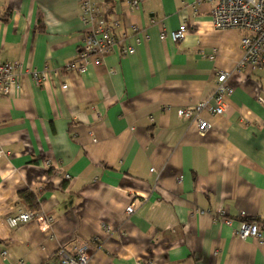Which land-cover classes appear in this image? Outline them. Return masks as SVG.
I'll list each match as a JSON object with an SVG mask.
<instances>
[{
	"label": "crops",
	"instance_id": "0c3cea01",
	"mask_svg": "<svg viewBox=\"0 0 264 264\" xmlns=\"http://www.w3.org/2000/svg\"><path fill=\"white\" fill-rule=\"evenodd\" d=\"M92 1L118 44L78 74L79 0H0V63L21 84L0 97V264H59L80 243L90 264H264V242L234 232L242 214L264 230V69L241 66L245 32L217 29L210 2ZM182 23L185 40L161 39ZM47 67L58 76L37 86L29 69ZM220 72L234 94L201 134L178 111L211 103ZM25 191L49 228L9 226Z\"/></svg>",
	"mask_w": 264,
	"mask_h": 264
},
{
	"label": "built area",
	"instance_id": "2783aa9c",
	"mask_svg": "<svg viewBox=\"0 0 264 264\" xmlns=\"http://www.w3.org/2000/svg\"><path fill=\"white\" fill-rule=\"evenodd\" d=\"M147 0H128L132 11L140 10ZM210 2L214 4L212 9V22L217 29H238L245 32L241 38V46L244 50V57L241 66H251L256 69H264V0H198V4ZM82 10V18L87 28L83 43L78 50L76 59L67 65L68 73L84 74L87 71L91 60L96 59L101 62L106 56L111 54L118 41L114 34V27L118 23L110 24L100 7L92 0H79ZM188 25L182 23L177 30L163 31L162 40L170 39L173 43H180L188 35ZM139 43L140 39L137 38ZM135 51L134 47H124L122 54ZM16 66L10 62L0 63V97L8 96L12 89H21L20 79L16 72ZM58 70L45 68L42 71L29 69V75L37 86H42L52 77L58 76ZM230 73L220 72L217 76L212 102H198L181 108L178 114L186 120H193L198 131L205 134L211 129V123L203 117L204 112L210 115H222L226 111L227 101L234 94V88L229 85ZM68 88L67 84L62 86L63 90ZM3 151L0 149V156ZM128 214L134 213V207L127 208ZM242 220L234 228L235 234L241 240H256L264 242V230L257 222L245 219V214L241 215ZM219 222L232 226L233 220L226 214L225 209H221L217 216ZM36 221L39 226L46 229L53 223V219L47 217L42 210L21 211L17 215L8 219V224L12 228L19 227L28 222ZM7 251H2L6 255ZM59 264H90L91 253L87 243H80L74 253L68 254L64 251L58 253Z\"/></svg>",
	"mask_w": 264,
	"mask_h": 264
},
{
	"label": "trees",
	"instance_id": "16d2710c",
	"mask_svg": "<svg viewBox=\"0 0 264 264\" xmlns=\"http://www.w3.org/2000/svg\"><path fill=\"white\" fill-rule=\"evenodd\" d=\"M10 16V13L8 14ZM7 21V20H5ZM49 177L52 176V173L48 174ZM52 189V184H48L45 188V191ZM20 200L22 204L26 207L27 211H37L42 208L44 200L41 199L40 195H36L33 192L25 191L20 194ZM252 222V221H251ZM264 225V223H263Z\"/></svg>",
	"mask_w": 264,
	"mask_h": 264
}]
</instances>
